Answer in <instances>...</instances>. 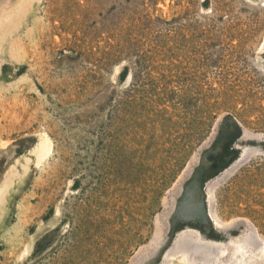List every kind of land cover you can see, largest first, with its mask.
<instances>
[{"label":"rangeland","instance_id":"rangeland-1","mask_svg":"<svg viewBox=\"0 0 264 264\" xmlns=\"http://www.w3.org/2000/svg\"><path fill=\"white\" fill-rule=\"evenodd\" d=\"M29 2L0 71V264H264V0Z\"/></svg>","mask_w":264,"mask_h":264},{"label":"bare ground","instance_id":"bare-ground-1","mask_svg":"<svg viewBox=\"0 0 264 264\" xmlns=\"http://www.w3.org/2000/svg\"><path fill=\"white\" fill-rule=\"evenodd\" d=\"M8 1L10 2V0H8ZM24 1L25 2H24L23 5H22V3L20 5L17 3L18 4L17 7L18 6L19 7L18 8L15 7V9H17V10L16 11L13 10L14 13H10V12H13V11H10V10H9L10 12L8 11L10 13L9 15L7 14L8 12L5 13L7 17L5 16L4 18H2L3 15L0 12V71H1V65H2L3 61L6 58L10 57V58L14 59L13 57L15 56L14 53H15V47H16V43L15 42H16V39H17L16 35L18 33V30L23 24L26 23L25 21H27V18L29 17V15L32 13V11H34V7L32 6V4H30L29 0H24ZM15 4H12V5H15ZM5 6H6V4H5ZM11 7H14V6H11ZM13 65H15V64H13ZM15 67H16V65L14 66V68ZM0 85H1V79H0ZM50 144L51 143H50L49 139H48V141L45 139V142H43L42 148H41V150L39 152V154L41 153L42 157L43 156L45 157L46 156L45 154L49 153L48 151H49V148H50ZM51 148H52V144H51ZM51 148H50V151H51ZM36 151H39V150L36 149ZM36 156H37V158L40 157V155L39 156L36 155ZM42 157H40V158H42ZM24 174H26V173H24ZM20 175H21V173L18 170H14L12 172H9L6 175V177H5L4 181H3V184L0 185V225H3L2 229L0 230V234L1 235L6 233V231H7L6 225H11L10 224V217L13 214H12V211H11V209L9 207L8 198H9L10 192L12 190L13 182L15 181L16 178L19 179ZM188 204H190V203H188ZM191 205H194V203L191 204ZM188 210H190V209H188ZM192 210L194 211V209H192ZM250 235L252 236V234H250ZM246 241H247V239H246ZM255 242H256V240H255ZM255 242H252V244L255 243ZM250 243H251V241L249 242V244ZM254 246L257 247V249H259L258 248L259 244L256 243ZM214 247H216V246H214ZM211 248H213V246L210 245V247H209V245H208V247L206 249L207 251L206 250L203 251L204 252V254H203V256H204L203 264H213L214 261L212 260V258L210 259V256L206 255V254H210L209 251H211ZM250 251L251 252L252 251L255 252V250H252V248L250 249ZM251 252H250V254H251ZM245 260L246 261L243 260L244 261L243 264H258V262L255 263L256 258L255 259L254 258H251V259L247 258ZM192 264H195L194 261H192Z\"/></svg>","mask_w":264,"mask_h":264},{"label":"water","instance_id":"water-1","mask_svg":"<svg viewBox=\"0 0 264 264\" xmlns=\"http://www.w3.org/2000/svg\"><path fill=\"white\" fill-rule=\"evenodd\" d=\"M197 196H198V193H197V190L196 189H194V190H192L191 192H190V198H189V203L190 204H192V202H194L195 201V199L197 198ZM187 207L188 208H190L191 207V205H187ZM194 210H196V209H194ZM193 210H189V213H191Z\"/></svg>","mask_w":264,"mask_h":264}]
</instances>
